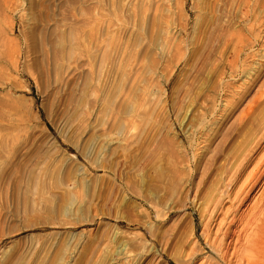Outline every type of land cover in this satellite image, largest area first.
<instances>
[{"label":"rangeland","instance_id":"obj_1","mask_svg":"<svg viewBox=\"0 0 264 264\" xmlns=\"http://www.w3.org/2000/svg\"><path fill=\"white\" fill-rule=\"evenodd\" d=\"M0 97V264H236L264 0H0Z\"/></svg>","mask_w":264,"mask_h":264},{"label":"bare ground","instance_id":"obj_2","mask_svg":"<svg viewBox=\"0 0 264 264\" xmlns=\"http://www.w3.org/2000/svg\"><path fill=\"white\" fill-rule=\"evenodd\" d=\"M2 96V95H1ZM4 97H5V94H4ZM1 98V97H0ZM3 98V97H2ZM3 104V103H2ZM246 157V155H245ZM248 157V156H247ZM246 157V158H247ZM245 159V158H244ZM242 159V160H244ZM241 161V160H240ZM242 164V163H241ZM240 165V163H239ZM236 168V167H235ZM239 168V167H238ZM238 169H236L237 171ZM238 172V171H237ZM236 172V173H237ZM236 173H234L236 175ZM233 175V174H231ZM235 175L231 176V177H235ZM236 178V177H235ZM230 179V178H229ZM238 195V194H237ZM215 201V200H214ZM219 201V200H218ZM217 202V201H216ZM217 204V203H216ZM215 206V205H214ZM219 206V205H218ZM216 207V206H215ZM221 208V207H220ZM217 209V207L215 208ZM214 209V210H215ZM220 211V210H219ZM255 211V210H254ZM212 212V211H211ZM214 212V211H213ZM212 212V213H213ZM262 212V211H261ZM251 214V212H249ZM252 211V216H249L250 217V222L249 224H251L250 226L254 225L253 226V229H252V232L251 234H248V236L246 237V242H244L245 244L243 245V248L242 250H236L235 247H234V252H231L232 254L230 255L231 257L230 258H233L234 259V262H236V264H264V213L261 214L260 212H256L254 213ZM248 214V215H250ZM246 217V216H244ZM248 217V216H247ZM246 217V218H247ZM241 218V217H240ZM233 219V218H231ZM230 219V220H231ZM235 220V219H234ZM246 220V219H245ZM247 221V220H246ZM246 224V223H244ZM248 224V223H247ZM245 228V226H243ZM252 228V227H251ZM242 229V228H241ZM248 229V228H247ZM226 230V229H225ZM243 230V229H242ZM241 230V231H242ZM246 230V229H245ZM251 230V229H250ZM233 231V230H232ZM235 232V231H234ZM243 232V231H242ZM228 233L229 232H224V234L222 235V238H221V241H220V244L219 246L215 245V241H210L207 239V244L208 246L213 249V253L216 252H220L219 255V262L222 263H226V264H231V259H228V255L229 253L227 251H224V250H221V246H223L224 248V245H223V242H225L226 238L228 237ZM209 235V234H207ZM230 235V234H229ZM234 235V234H233ZM243 235V234H242ZM241 236V235H240ZM207 237V236H206ZM209 237V236H208ZM243 237V236H242ZM212 240V239H211ZM239 241V238L237 239ZM215 243V244H214ZM226 243V242H225ZM240 245V244H239ZM239 248V247H238ZM237 248V249H238ZM196 249V248H195ZM202 249V248H201ZM227 249V248H226ZM240 249V248H239ZM193 250V249H192ZM204 250V249H203ZM194 251V250H193ZM207 251V250H206ZM208 252V251H207ZM192 253V252H190ZM189 253V254H190ZM193 254V253H192ZM197 255V254H196ZM194 255V259L197 258V256ZM193 257V255H192ZM206 259H210L209 256H206ZM207 260V261H208ZM189 261V260H187ZM217 263V264H220V263ZM191 264V263H190ZM207 264H212L211 262L210 263H207Z\"/></svg>","mask_w":264,"mask_h":264}]
</instances>
